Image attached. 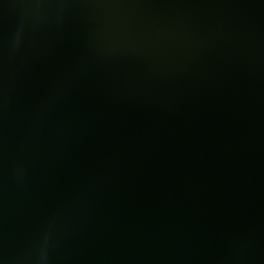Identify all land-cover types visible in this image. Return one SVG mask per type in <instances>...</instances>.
I'll use <instances>...</instances> for the list:
<instances>
[{"label": "water", "instance_id": "obj_1", "mask_svg": "<svg viewBox=\"0 0 264 264\" xmlns=\"http://www.w3.org/2000/svg\"><path fill=\"white\" fill-rule=\"evenodd\" d=\"M0 264H264V0H0Z\"/></svg>", "mask_w": 264, "mask_h": 264}]
</instances>
